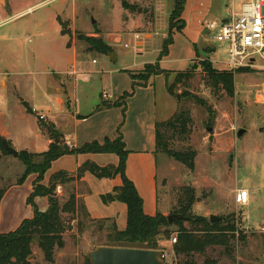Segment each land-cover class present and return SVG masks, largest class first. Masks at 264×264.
<instances>
[{"label":"rangeland","instance_id":"1","mask_svg":"<svg viewBox=\"0 0 264 264\" xmlns=\"http://www.w3.org/2000/svg\"><path fill=\"white\" fill-rule=\"evenodd\" d=\"M205 1L202 6L198 3L201 7L197 13L206 28L213 22L218 27L196 43L176 31L173 40L177 43L171 51L174 57L185 54L200 57L160 64L169 74L145 81L134 76L146 64L160 63L167 36L159 32L140 52L136 47V32L141 33L143 40V33L152 30L138 28V21L133 19L125 23L120 0H0V128L10 134L12 141H8L19 152L43 149L45 133L52 136L50 126L77 140L80 147L93 142L103 144L107 138L121 136L132 155V170L138 178L147 214H176L193 196L188 205L190 214L207 219L216 215L224 224L233 221L246 237L245 241L241 237L236 240L235 257H230L222 246L209 247L205 253L190 257L177 256L173 238L178 227L172 225V237L161 236L156 249L166 255L167 264H179L190 258L197 264L213 261L264 264V73L255 69L232 70L235 94L229 96L222 88L206 83L201 63L209 60L217 69L231 70L226 65L228 47L219 39V27L232 11L240 12L243 4L251 0ZM135 7L134 16L139 11L147 13V17L154 13L153 18L158 14L156 0H142ZM172 7L173 2L168 12L163 3L159 10L168 27ZM56 15L66 23L71 35L62 34ZM186 19L189 21V17ZM99 28L103 32L100 37L113 47L109 52L92 50L79 39V33L93 35ZM121 36V41L116 42ZM70 41L78 47V70L84 73L77 75L74 90L71 86V105L66 98V105L60 109L57 98L63 94L57 91L58 76L72 66ZM208 46L212 49H204ZM191 69H195L193 75L177 83L175 94H171L169 87L176 83L177 72ZM3 79L6 88L1 84ZM64 85L62 91L68 83ZM25 102L32 112L27 110ZM181 109L190 112V133L179 135L172 130L164 133L169 147L197 151L193 170L162 152L158 155L155 152L156 124L169 120ZM75 112L86 117H78L77 121ZM39 113L45 118H39ZM241 130L244 133L239 136ZM42 159L35 157L37 163ZM110 160L112 157L104 154L91 159L102 166ZM78 162H82L80 157L69 154L55 160L47 172L64 170L76 177L71 182L60 183L62 191L57 186L56 194L63 206L74 192L79 203L88 206V214L80 210L78 214L63 212L67 227L63 236L65 246L55 249L54 260L50 262L40 247L33 245L29 257L32 264H87L91 250L110 244L108 226L100 219L115 220L121 230L127 226L126 203L116 198L105 203L102 199L111 193V185L118 184L117 179L98 178L89 172L79 178L74 172ZM24 170L19 155L15 157L0 149V189L16 182ZM34 174L37 178L38 174ZM153 174L157 176L158 188L152 185ZM48 177L45 175L40 183L48 185ZM241 189L249 191L245 204L237 202V192ZM35 203L40 210L48 208L46 196L35 198ZM185 225L191 228L188 221Z\"/></svg>","mask_w":264,"mask_h":264},{"label":"trees","instance_id":"2","mask_svg":"<svg viewBox=\"0 0 264 264\" xmlns=\"http://www.w3.org/2000/svg\"><path fill=\"white\" fill-rule=\"evenodd\" d=\"M125 9L134 10L136 5L130 4L127 0H121ZM186 0H173V7L169 14L168 35L163 43L160 60L168 55L169 46L174 42L173 35L176 31H181L185 26L182 14L185 9ZM57 20L62 26V34H72L67 25L60 16ZM96 33H100L99 30ZM79 39L87 42L92 50L110 51L111 46L107 45L101 37L78 34ZM203 70L206 74V83L213 88H222L229 96L235 94V71H222L213 66L209 60L202 61ZM196 68V66H194ZM177 72L176 83L169 87L171 94H175L174 89L177 83L182 82L183 78H190L193 71ZM250 70L249 68H239L238 71ZM169 74L166 70H162L160 63L146 64L144 70L135 75L134 78L148 81L150 77L160 74ZM200 100V99H198ZM203 102V101H201ZM27 110L32 112V108L25 102ZM191 115L188 110H178L169 120L156 124V144L155 152H162L171 158L185 164L189 169H195V158L197 151L188 148L186 150H176L168 145L164 130H172L179 135H187L190 133ZM6 139L0 134V149L4 153H9L3 140ZM10 143V142H9ZM11 144V143H10ZM12 145V144H11ZM80 153H115L119 157L117 164L99 165L94 161L84 162L76 172V176L82 178L85 173L89 172L98 178H115L120 176L122 184L114 187V193L119 195V199L126 203L127 206V226L125 229H118L117 223L113 219H100L109 229L108 246H121L133 248L157 249L161 236L164 239H170L173 231L170 229L172 225H176V242L173 244V250L177 256L190 257L193 254H203L209 247L222 246L230 257H235L236 240L240 237L246 240L243 230H240L235 222L229 221L224 224L223 221H211L203 216H194L189 212V204L192 202L193 196L187 202L182 204L179 211L184 215L183 219H174L169 222L167 216L161 212L149 215L144 209V199L140 195L134 182L127 176V158L129 151L121 136L114 139H106L101 144L98 142L88 143L81 147H71L62 139L56 138L48 148V150L37 153L22 150L19 156L22 159L25 170L18 178V183H23L31 174L37 173L38 176L34 183V189L28 198V203L34 206L35 212L31 218L23 220L20 226L9 232L0 233V264H32L29 260L33 254L32 246L37 244L42 250L44 257L48 261L54 260V252L56 248H63L65 240L64 233L67 230L64 223L62 213L69 212L78 214L82 211L88 214L87 207L80 204L77 195L73 192L63 206L56 194V187L62 182H71L76 177L71 176L68 171H58L49 178V184L40 183L43 181L47 171L52 163L64 155H73ZM10 154V153H9ZM42 156V162L35 160V157ZM6 191V188L0 189V201ZM114 193H107L102 196L105 203L115 199ZM46 196L48 198V208L40 210L35 203V198ZM191 224V228L186 227L185 222ZM86 263L91 264L90 259L86 258ZM209 262L208 264H215ZM179 264H197L192 258L186 259Z\"/></svg>","mask_w":264,"mask_h":264},{"label":"crops","instance_id":"3","mask_svg":"<svg viewBox=\"0 0 264 264\" xmlns=\"http://www.w3.org/2000/svg\"><path fill=\"white\" fill-rule=\"evenodd\" d=\"M121 1V0H120ZM130 4L132 5H136L138 2L142 1V0H127ZM157 2V7L156 10L158 11L157 16H155V18H153V14L150 17H147L146 14L147 13H138L137 16H134L133 10H129V9H125L123 7V21L125 23H127L128 21H130L131 19L138 21L137 27L141 28V29H151L152 32H147V33H143V37L144 39L142 40L141 36H140V32H136L135 34V39H136V47L138 46V50L140 52L143 51V49L145 48V46L147 44H149L151 42V40L155 39L157 35H159V32L163 33V37H166L168 35V25H165L164 21L162 20L161 15H159V10H161L163 3H165V6L168 10V12L170 11V7L172 6V2L173 0H156ZM169 3V5H168ZM198 3L202 6L203 4L206 3L205 0H186V4H185V9L184 12L182 14V18L185 21V26L184 28L181 30V32H178L180 34V36L183 35H187L190 39V41L192 43H196L199 39L200 41L203 40V38H205L206 36H208L209 31L210 30H215L211 29V28H207L204 26L203 21H202V16L199 15L197 13V9L200 8L201 6H198ZM122 4V2H121ZM156 11V12H157ZM59 14V13H58ZM58 16V15H56ZM189 17V21L186 19ZM69 28H73L72 25H70ZM137 28V29H138ZM100 29V28H99ZM126 31H130L126 28H123ZM154 29H157L156 31H154ZM102 29H100V33H96L94 32L93 35L90 36H94L96 35V37H100L102 36ZM74 34V33H73ZM139 35V38H136V35ZM110 38V37H109ZM122 36L119 38H116V42L121 41ZM207 39V38H206ZM195 41V42H194ZM177 40L174 41L171 45H170V55L168 56H164L161 60H160V64H165V63H169L171 61H181V60H194L197 59L198 57H200V55L198 57H192L185 54V56L183 57H174L171 54L172 48L174 46H176ZM128 43H125V46ZM69 47L70 49H72L73 53H72V66L70 69H66L64 70L62 73H59L58 79L60 81L59 84L57 85V91L61 94H63V96H59L57 98V104L60 106V109H63L64 106L66 105V98H67V102L70 101V105H71V98H70V91H71V86L73 85V90L75 89V83L77 81V75H80L82 73H84L83 70H78V55H79V50L78 47L76 46V44H74L72 41H70L69 43ZM112 47V46H111ZM129 47V46H126ZM113 48V47H112ZM212 49L209 46L204 48V49ZM173 53V51H172ZM95 61V60H94ZM61 74H64V76H62ZM58 75V74H57ZM2 76H5V74H3ZM1 76V77H2ZM69 76V79H68ZM156 76V75H154ZM152 76V78L154 77ZM152 78H150L149 80H152ZM68 83L67 87L65 90L62 91V88H64V84ZM1 84L4 85V87L6 88V81L5 79H3L1 81ZM63 86V87H62ZM104 96V95H103ZM109 96V95H108ZM103 109V108H102ZM69 111H72V109H69ZM1 112V109H0ZM75 117L77 118L76 120L79 121L78 117H82L85 118L86 116H82L80 114H78L77 112H75ZM53 129L56 132H60L57 130V128L55 127H51L50 126V131L52 136H49L47 133H45L46 135V139H45V144H44V148L41 150H35V151H31V152H43L48 150V148L50 147L51 143L56 139L53 136ZM0 134L3 135L7 140H11L10 134H8L7 131H5L4 129L0 128ZM58 137H61L62 140L67 143L69 146L71 147H80L79 146V142L77 140H73V139H69L67 138L63 132H60V135ZM74 137V135H73ZM30 152V151H29ZM109 155L112 157V160H110L111 162H108L105 165L108 164H117L119 161V157L117 154L115 153H80V154H73L76 157H80V159L82 160L81 164H79L80 162H78L76 171H74L75 173L77 172V169L82 165V163L86 162V161H91L92 157L94 156H100V155ZM72 155V154H71ZM156 155H158V153H156ZM67 155H64L62 157H65ZM131 158L132 155L129 152L128 154V158H127V167H126V174L127 176L134 182V184L136 185L140 195L141 191L139 189V186L137 185L138 182V178L136 176V174L134 173V171L132 170V165H131ZM106 163V162H105ZM157 172V170H155ZM55 172H47L46 176L48 175L50 178V176L52 174H54ZM88 173V172H87ZM86 174V173H85ZM84 174V175H85ZM85 177V176H84ZM155 179H154V178ZM36 175L35 174H31L30 176H28L25 181L23 183H18V180L16 182H13L11 184H9L6 187V191L0 201V233L3 232H9V231H13L15 229H17L20 224L23 222V220L27 219V218H31L34 215L35 209L34 206L31 205L30 203H28V198L30 196V194L32 193L33 189H34V183H35V179ZM114 180L117 179V185L119 186L122 184V179L120 176L113 178ZM45 180V179H44ZM151 180H152V185L156 186V188H158L157 186V176L155 177V175L153 174V176H151ZM60 188H58V191L61 192L62 191V187L58 186ZM114 187L112 186L109 188V192L114 193ZM157 192V189H156ZM114 195H116V193H114ZM145 200H144V209H145ZM88 208V206H87ZM146 212V211H145ZM156 214V213H155Z\"/></svg>","mask_w":264,"mask_h":264},{"label":"built area","instance_id":"4","mask_svg":"<svg viewBox=\"0 0 264 264\" xmlns=\"http://www.w3.org/2000/svg\"><path fill=\"white\" fill-rule=\"evenodd\" d=\"M207 26L211 29L218 27L216 22ZM219 30V39L227 43L226 65L229 69L249 68L264 73V0H251L244 3L240 12L232 11L220 25ZM136 38H139L138 34ZM104 97L108 95L104 94ZM34 111L37 110L34 108ZM38 115L41 119L45 118L42 113ZM248 199L247 189L237 192L238 203L245 204ZM176 240V237L173 238V242ZM165 257L166 255H161L166 263Z\"/></svg>","mask_w":264,"mask_h":264},{"label":"water","instance_id":"5","mask_svg":"<svg viewBox=\"0 0 264 264\" xmlns=\"http://www.w3.org/2000/svg\"><path fill=\"white\" fill-rule=\"evenodd\" d=\"M169 5V3H168ZM96 21L93 20V23ZM244 130L238 132V135H242ZM60 132H56L53 129L54 138H58ZM3 144L6 150L17 157L19 151L15 149L7 139L3 140ZM116 199H119V195H115ZM169 222L174 219H183V214H171L167 216ZM211 221H217L221 218L216 215L210 216ZM88 258L91 264H166L161 258V252L156 249L146 248H133V247H121V246H99L88 253Z\"/></svg>","mask_w":264,"mask_h":264}]
</instances>
